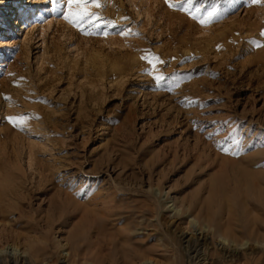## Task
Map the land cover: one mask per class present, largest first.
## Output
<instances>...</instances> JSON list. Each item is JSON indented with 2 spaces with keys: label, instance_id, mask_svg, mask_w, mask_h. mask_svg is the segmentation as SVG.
<instances>
[{
  "label": "rangeland",
  "instance_id": "rangeland-1",
  "mask_svg": "<svg viewBox=\"0 0 264 264\" xmlns=\"http://www.w3.org/2000/svg\"><path fill=\"white\" fill-rule=\"evenodd\" d=\"M14 1L0 0V261L33 243L27 264H264V244L245 237L232 262L210 232L197 259L180 240L195 214L173 217L232 166L264 175V0H38L29 31Z\"/></svg>",
  "mask_w": 264,
  "mask_h": 264
},
{
  "label": "bare ground",
  "instance_id": "bare-ground-1",
  "mask_svg": "<svg viewBox=\"0 0 264 264\" xmlns=\"http://www.w3.org/2000/svg\"><path fill=\"white\" fill-rule=\"evenodd\" d=\"M31 1H29L28 4H25L26 0H17L14 1V4L12 6L13 8L12 7L8 8L9 11L11 9L13 11L19 10L16 16L19 17L22 24L20 28H18V31L19 29L22 28H24L25 30H27L28 28L27 25L25 26L26 23L25 21H27L25 17L28 15L30 9L32 8L31 3L35 4L37 3L38 0H33L32 2ZM9 16H11V14H9ZM41 16L42 13L38 15V17ZM17 21L18 23L20 22L19 20ZM248 165L247 166L235 165L234 167L229 166L231 167L229 173H227L229 170L227 171L225 168L227 166H225L223 169L224 171L227 172H221L222 174H219L218 178L217 176L216 178H212V177H211L212 179L210 178L208 182L209 183L208 189L206 188L208 190V195L204 200H201L200 204H199L200 201L197 202L199 198L196 199L197 201L195 199H194L195 201L191 199L192 201H189L188 206L180 207V209L177 207L178 210H175L176 208L174 207L173 209L175 211L172 209L174 211L173 217L176 219H179V217H184L187 214L193 217V215L195 214L192 220L188 222V226L190 230L189 232L191 236L190 235L183 236L184 235L183 234L180 236V240H184L189 236L190 241L189 238L188 241L190 243L186 242L188 244L187 247H189V250H192L191 252L196 254L197 259L201 254H199L196 247L200 245L201 242L206 243L207 234L209 232H210L209 234H211L212 236H216L220 239V241L218 240L219 241L218 246H220V248H216L215 246L217 245V243H213V247L215 248V250H218L219 254L221 255V257H224V259L230 258L229 261H232V258H234L237 255L238 249L239 250L242 249L244 251V250H249L251 248L250 245L246 247V243L243 242V239L245 237L249 239H254L256 244H262V245L264 244V235L262 237H259L260 235L259 236L257 235L260 233L257 232L260 230L261 227L259 222L262 223L264 221L262 219L264 215L262 216L260 215V213L259 214L257 213L260 211L261 208H264V190H263L264 188H262L264 187L263 185L264 179L261 177V175L262 176L264 175L261 173L259 175L258 172L257 173L251 172V169L250 167H248ZM225 180L226 182L230 180L234 184V187L231 188L230 185L231 183L229 184L230 182L229 181L227 184H229L228 186L230 188H227V184L225 185L226 183ZM0 192H1V188H0ZM1 199H2V195L0 193V200ZM255 207L256 208L258 207L260 209L256 210ZM240 219L244 224L243 232H239L238 230H236L237 227L234 226V224L241 222ZM195 224H198L197 229H194ZM204 227L208 228L206 232L204 231ZM254 228L255 231L253 232ZM197 231L200 232L198 235H196ZM24 247L25 249L20 254H18L20 250L17 251L18 247L16 246V248L13 249V254L6 255L3 258V261H0V264L1 262H5V264H18V263L27 264V261L25 259L26 254H29L30 257L36 260L39 258V253L41 252V250L34 248L35 246L33 245V243H27L24 245ZM192 264H193V260H192Z\"/></svg>",
  "mask_w": 264,
  "mask_h": 264
},
{
  "label": "snow or ice",
  "instance_id": "snow-or-ice-1",
  "mask_svg": "<svg viewBox=\"0 0 264 264\" xmlns=\"http://www.w3.org/2000/svg\"><path fill=\"white\" fill-rule=\"evenodd\" d=\"M72 2H73V0H69V3H70V4H71ZM96 6L99 7L100 5L97 4ZM65 19H68V17L66 16Z\"/></svg>",
  "mask_w": 264,
  "mask_h": 264
}]
</instances>
